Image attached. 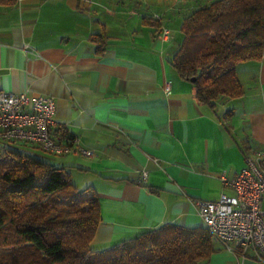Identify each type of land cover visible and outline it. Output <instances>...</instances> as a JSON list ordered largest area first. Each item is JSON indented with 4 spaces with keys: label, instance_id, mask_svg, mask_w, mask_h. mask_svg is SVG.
I'll return each instance as SVG.
<instances>
[{
    "label": "crops",
    "instance_id": "0c3cea01",
    "mask_svg": "<svg viewBox=\"0 0 264 264\" xmlns=\"http://www.w3.org/2000/svg\"><path fill=\"white\" fill-rule=\"evenodd\" d=\"M197 2L19 0L0 8V91L54 98L59 129L93 152L52 157L27 148L69 171L78 189L95 190L96 251L165 225L205 228L194 201L235 196L226 181L245 168L246 153L264 150V56L239 65L244 96L215 109L172 66ZM100 33L103 50L91 39ZM213 244L202 264H264Z\"/></svg>",
    "mask_w": 264,
    "mask_h": 264
},
{
    "label": "trees",
    "instance_id": "16d2710c",
    "mask_svg": "<svg viewBox=\"0 0 264 264\" xmlns=\"http://www.w3.org/2000/svg\"><path fill=\"white\" fill-rule=\"evenodd\" d=\"M18 1L0 0V8ZM180 32L172 66L196 78L198 102L215 109L243 97L239 65L264 56V0H211L183 19ZM91 39L103 50L104 33ZM27 150L0 145V264H202L214 254L206 228L177 225L94 250L102 222L95 190L78 189L69 171Z\"/></svg>",
    "mask_w": 264,
    "mask_h": 264
},
{
    "label": "built area",
    "instance_id": "2783aa9c",
    "mask_svg": "<svg viewBox=\"0 0 264 264\" xmlns=\"http://www.w3.org/2000/svg\"><path fill=\"white\" fill-rule=\"evenodd\" d=\"M171 33L163 32L168 39ZM169 91V87H167ZM0 145L34 148L52 157L93 152L59 129L54 98L0 91ZM142 182L148 173L141 174ZM226 183L236 195L223 194L217 201L197 200L194 204L212 239L244 257L250 252L264 261V150L246 153V166L236 179Z\"/></svg>",
    "mask_w": 264,
    "mask_h": 264
},
{
    "label": "rangeland",
    "instance_id": "374dc122",
    "mask_svg": "<svg viewBox=\"0 0 264 264\" xmlns=\"http://www.w3.org/2000/svg\"><path fill=\"white\" fill-rule=\"evenodd\" d=\"M199 1H200V0H198L197 3H195V4L191 5V6H189V7H192L191 9H189V12H191V11L194 10L195 8H198V7L202 6L203 4H206V3L210 2L211 0H205V1H202V2H199ZM100 34H101V33H100Z\"/></svg>",
    "mask_w": 264,
    "mask_h": 264
},
{
    "label": "water",
    "instance_id": "95a60500",
    "mask_svg": "<svg viewBox=\"0 0 264 264\" xmlns=\"http://www.w3.org/2000/svg\"><path fill=\"white\" fill-rule=\"evenodd\" d=\"M195 81H196V78H193V79L191 80L192 83L195 82Z\"/></svg>",
    "mask_w": 264,
    "mask_h": 264
}]
</instances>
